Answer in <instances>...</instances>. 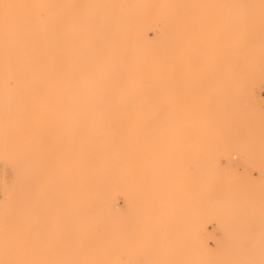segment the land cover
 <instances>
[{
	"label": "rangeland",
	"instance_id": "1",
	"mask_svg": "<svg viewBox=\"0 0 264 264\" xmlns=\"http://www.w3.org/2000/svg\"><path fill=\"white\" fill-rule=\"evenodd\" d=\"M0 264H264V0H0Z\"/></svg>",
	"mask_w": 264,
	"mask_h": 264
},
{
	"label": "bare ground",
	"instance_id": "2",
	"mask_svg": "<svg viewBox=\"0 0 264 264\" xmlns=\"http://www.w3.org/2000/svg\"><path fill=\"white\" fill-rule=\"evenodd\" d=\"M28 1V0H27ZM30 1V0H29ZM56 11H58V6L56 5V9H55ZM60 10V9H59ZM49 13V12H48ZM95 35V34H94ZM117 39V38H116ZM1 40H3V39H1ZM106 42H108L107 40H106ZM105 42V44H107ZM102 43V42H101ZM112 43V42H111ZM104 44V45H105ZM13 47V46H12ZM107 47V46H106ZM110 47H112V46H110ZM109 47V48H110ZM130 51H132V50H130ZM130 69V68H129ZM131 73V72H130ZM35 78V77H34ZM138 80V79H137ZM140 81H141V79H139ZM134 81H135V79H134ZM139 81V82H140ZM64 82V81H63ZM69 82V81H68ZM141 83V82H140ZM120 85V84H119ZM128 86H129V84H128ZM99 87V86H98ZM91 88V87H90ZM94 88H95V86H94ZM58 90V89H57ZM74 90V89H73ZM32 91V90H31ZM58 92V91H57ZM59 93H60V91H59ZM75 93V92H74ZM82 93H83V91H82ZM80 94V93H79ZM103 98V97H102ZM105 98V97H104ZM28 99V98H27ZM26 99V100H27ZM95 98H93V100H94ZM106 99V98H105ZM92 100V99H91ZM70 101V100H69ZM95 101V100H94ZM109 101H110V99H109ZM101 106H104V105H101ZM105 106H107V105H105ZM56 107V106H55ZM78 107V106H77ZM79 108V107H78ZM77 108V109H78ZM121 108V107H120ZM21 109V108H20ZM59 109V108H58ZM76 109V107H75V109H74V111L75 110H77ZM79 110V109H78ZM21 111V110H20ZM99 111V110H98ZM118 120V119H117ZM136 121V120H135ZM133 121L134 122V125L136 126V128H135V130H133V132H132V140H131V144H132V149H134L135 147H138V145H139V138H140V133H142V131H141V126H140V124H141V120H139L138 119V121ZM15 123V122H14ZM104 124V123H103ZM129 127V126H128ZM2 129V128H1ZM8 129V128H7ZM3 130V129H2ZM91 133V132H90ZM64 150V149H63ZM58 158H60L61 159V157H58ZM59 161V160H58ZM79 166V165H78ZM77 167V166H76ZM217 175H218V172L216 171V167L214 168V172H212L211 173V175L207 178L208 179V181H209V184H210V186L211 187H215L218 183H217ZM86 218H87V220H89V215H86ZM70 235V234H69ZM75 236H77V238H78V242H79V245L81 244V243H83V239H84V233L83 232H79V233H75L74 234ZM78 245V246H79ZM46 247V246H45ZM47 247H49V246H47ZM63 247V246H62ZM64 248V247H63ZM78 250L79 251H85V248H83V247H79L78 248ZM13 261V260H12ZM17 261V260H16ZM15 261V262H16ZM23 261H24V258H23ZM23 263V262H22ZM88 263H90V261L88 262Z\"/></svg>",
	"mask_w": 264,
	"mask_h": 264
}]
</instances>
